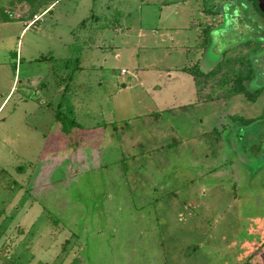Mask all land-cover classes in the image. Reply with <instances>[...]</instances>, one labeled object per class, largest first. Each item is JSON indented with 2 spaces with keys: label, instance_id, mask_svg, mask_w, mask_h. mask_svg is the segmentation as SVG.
I'll list each match as a JSON object with an SVG mask.
<instances>
[{
  "label": "rangeland",
  "instance_id": "374dc122",
  "mask_svg": "<svg viewBox=\"0 0 264 264\" xmlns=\"http://www.w3.org/2000/svg\"><path fill=\"white\" fill-rule=\"evenodd\" d=\"M216 1L0 0V264H264V53L181 71L248 52Z\"/></svg>",
  "mask_w": 264,
  "mask_h": 264
},
{
  "label": "trees",
  "instance_id": "16d2710c",
  "mask_svg": "<svg viewBox=\"0 0 264 264\" xmlns=\"http://www.w3.org/2000/svg\"><path fill=\"white\" fill-rule=\"evenodd\" d=\"M246 2L248 3V5H244V3L241 1L238 3L237 1L232 0V3H235L234 7H236V9H237L236 18H239L241 16L246 17V18L249 17L247 9H248V7H252L251 9H253V11H255V13L259 17L264 19V17L257 11L256 6L252 0H246ZM222 3H224V2H222ZM20 4H26V3H24V0H18V4H17L16 8L18 6H20ZM212 7L213 6H211L212 10L211 9L210 10L204 9L203 13L207 14V15L210 14L215 19L218 18V20H219V17L217 15H219L221 17V20L219 21V24H220L222 22V19L224 18L223 14H221L217 10L214 11L215 9H214V7L213 8ZM26 8H27L26 11H22L20 9L21 15H23L22 13H25L24 15H26L29 13V11H31V8L28 5ZM210 30H211V28H210ZM205 32H207V30H204L201 33V35L203 37H205ZM250 44H247V45L244 44L243 46L236 44L233 46L236 50H238V52H246V51L250 52V51H253L256 49L257 50L263 49V46L261 43L255 44L254 48ZM228 50H229V48L226 51H228ZM222 58H223V60L221 59L220 62L216 64L214 69L207 74L200 73L197 68L194 70L182 69V72H185L194 78L196 85H197L199 90L202 89L208 83L207 82L208 80L211 81V79H213L215 76L219 75L220 78L217 80L215 87L218 89H221L223 98L224 97L229 98V97H233V96H237V95H244L248 100L255 102L256 99L258 98V96L260 95V91H257L256 93L252 94L249 92V90L247 89V86L245 84V83L251 82L254 78V76H253L254 64H253L252 58L249 57V53L241 54L240 56L234 54V55H230V56H224ZM236 66H239V67L236 68ZM199 78H202V80H199ZM220 96L221 95H219L217 97H220ZM214 99L215 98H213L211 95H208L205 98V101H211ZM56 119L59 120L58 116H56ZM241 121L244 124H247L249 122L248 120H245V119L244 120L241 119ZM73 264H80V263L74 262Z\"/></svg>",
  "mask_w": 264,
  "mask_h": 264
},
{
  "label": "flooded vegetation",
  "instance_id": "af4514ba",
  "mask_svg": "<svg viewBox=\"0 0 264 264\" xmlns=\"http://www.w3.org/2000/svg\"><path fill=\"white\" fill-rule=\"evenodd\" d=\"M220 1L221 2H218V0H217L216 2L218 4H221L223 1L222 0H220ZM251 8L252 7H248V9H247L248 14H249V17L246 18V17L241 16L239 18H236L235 21H234L237 25H241L240 26L241 28L244 27V29H245L242 32V34H238L239 36L236 38L237 40L235 41L236 43L234 45L237 44V45L243 46L244 44L247 45V44H250L251 43L250 45H252V47L254 48L255 47V44H260L261 43L262 46H263V49L262 50H257V49L256 50H253L252 49L253 51L247 52V53H249V57L252 58L253 56L257 57V55L259 56L260 54L264 53V43H262L260 40H258V38L260 39L261 37L260 36H257V34H256V32L258 33V30L260 28L259 25L262 24V26H264V19L261 18V17H259L255 13V11H253V9H251ZM226 24H227V22L223 18L222 19V22L219 24V26L216 27V28H214L212 31L213 32H215L216 30H218V31H224ZM229 34L232 35L233 33H229ZM230 47L231 46L229 45L228 47H225L223 50H227ZM257 61H259V60H257ZM260 89H262V88H260ZM263 89H264V87H263ZM257 91H260V90L259 89H256V90L254 89L252 92L251 91H249V92L253 94L254 92H257ZM260 93H261V91H260ZM220 98L223 99L222 95L220 96ZM225 99L229 100L230 98L224 97V100Z\"/></svg>",
  "mask_w": 264,
  "mask_h": 264
},
{
  "label": "crops",
  "instance_id": "0c3cea01",
  "mask_svg": "<svg viewBox=\"0 0 264 264\" xmlns=\"http://www.w3.org/2000/svg\"><path fill=\"white\" fill-rule=\"evenodd\" d=\"M18 7H19V9H21L22 11H26V9H27V8H26V7H27L26 4H20V6H18ZM18 7H17L16 9H18ZM49 8H50V6L44 10V13H45L46 11H48ZM19 9H18V10H19ZM22 14H23V15H21V17H23L25 13H22ZM31 21H32V20H31ZM31 21H30V22H31ZM24 22H26V20H24ZM30 22L28 23V26H29ZM37 23H38V22H37ZM37 23H36V24H37ZM33 26H34V25H33ZM181 71H182V70H181ZM192 78H193V77H192ZM193 80H194V78H193ZM194 82H195V80H194ZM88 130L90 131V136H91L92 138H94V139L99 138V136H100L101 133H99L100 131H96V130H98V129L94 128V129H88ZM113 136H114L113 133H109L108 136L106 135V138L111 139V138H113ZM122 137H123V142L121 143V146L123 147V145H124L123 143H125L126 141H128V143L131 142L132 134H131L130 130H129V131H124ZM80 141H81V143H83V140H82V139H81ZM105 144H107V142H106ZM109 145H110V142L108 143V146H109Z\"/></svg>",
  "mask_w": 264,
  "mask_h": 264
},
{
  "label": "water",
  "instance_id": "95a60500",
  "mask_svg": "<svg viewBox=\"0 0 264 264\" xmlns=\"http://www.w3.org/2000/svg\"><path fill=\"white\" fill-rule=\"evenodd\" d=\"M256 6L257 11L264 17V0H252ZM232 7V8H231ZM237 16V9L234 6L229 7V11L223 14L226 22H234Z\"/></svg>",
  "mask_w": 264,
  "mask_h": 264
},
{
  "label": "built area",
  "instance_id": "2783aa9c",
  "mask_svg": "<svg viewBox=\"0 0 264 264\" xmlns=\"http://www.w3.org/2000/svg\"><path fill=\"white\" fill-rule=\"evenodd\" d=\"M41 17H42V14L40 16H34L32 21L30 22L29 26L35 25L38 21H40ZM122 73H124V72L122 71Z\"/></svg>",
  "mask_w": 264,
  "mask_h": 264
}]
</instances>
